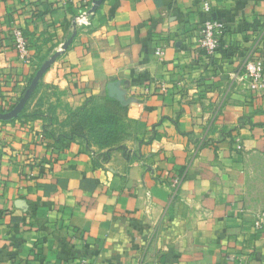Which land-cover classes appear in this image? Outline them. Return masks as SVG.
Here are the masks:
<instances>
[{
    "label": "crops",
    "instance_id": "1",
    "mask_svg": "<svg viewBox=\"0 0 264 264\" xmlns=\"http://www.w3.org/2000/svg\"><path fill=\"white\" fill-rule=\"evenodd\" d=\"M97 1L0 0V107L58 53L26 116L0 121V264H264V85L255 96L244 74L264 58V0H206L224 27L212 57L204 0ZM110 92L131 140L44 144L47 115L67 131L70 111Z\"/></svg>",
    "mask_w": 264,
    "mask_h": 264
},
{
    "label": "trees",
    "instance_id": "2",
    "mask_svg": "<svg viewBox=\"0 0 264 264\" xmlns=\"http://www.w3.org/2000/svg\"><path fill=\"white\" fill-rule=\"evenodd\" d=\"M40 65L41 63L37 64L33 74L28 78L26 86ZM93 103L99 104L96 106ZM25 106L17 118L26 116L24 113ZM118 109L124 112L123 119L128 120L126 118V106L115 96L106 93L104 96L90 97L82 106L70 111L65 124L68 130L57 133L48 128L54 124V117L52 115H47V121L43 128L44 144L48 145L52 150H60L64 148L67 143L75 140H85L88 146H90L93 141L95 144L99 143L111 146L114 144L113 142L116 139L115 135L121 127L116 124L118 120ZM0 111L4 112L7 110L0 107ZM37 115L39 114L34 112L30 116L34 117ZM202 144L203 143L200 145Z\"/></svg>",
    "mask_w": 264,
    "mask_h": 264
},
{
    "label": "built area",
    "instance_id": "3",
    "mask_svg": "<svg viewBox=\"0 0 264 264\" xmlns=\"http://www.w3.org/2000/svg\"><path fill=\"white\" fill-rule=\"evenodd\" d=\"M203 20L199 30V48L205 57H212L218 49L220 42V34L223 30V24L211 16V6L206 0L199 5ZM93 15L91 7L85 8L78 13L73 19V26L78 29L87 28L90 25V19ZM13 46L17 55L23 61L30 60L28 46L20 32L13 34ZM264 64L260 58H250L244 64V74L247 76L250 88L253 89L254 95L259 94V87L264 85L263 78ZM164 89V88H163ZM180 184V177L174 176L170 180L169 186L172 194L177 190ZM262 215L259 214L254 220V227L260 228L263 223ZM77 264H90L85 260L79 261Z\"/></svg>",
    "mask_w": 264,
    "mask_h": 264
},
{
    "label": "water",
    "instance_id": "4",
    "mask_svg": "<svg viewBox=\"0 0 264 264\" xmlns=\"http://www.w3.org/2000/svg\"><path fill=\"white\" fill-rule=\"evenodd\" d=\"M100 1L101 0H98L97 4H99ZM67 44L68 43L64 44L62 49L66 48ZM57 55H58V53L52 54L47 60H45L37 68V70L35 71L33 77L31 78L30 82L28 83V85L24 89L22 95L19 97L17 102L12 106V108H10L9 110L4 111V112L0 111V121H10V120H13V119L17 118L20 115V113L23 110L25 104L29 100L32 92L36 88V85H37L39 79L42 77L44 72L49 68V66L54 61V59L56 58ZM108 94L114 96L111 92L108 93Z\"/></svg>",
    "mask_w": 264,
    "mask_h": 264
},
{
    "label": "rangeland",
    "instance_id": "5",
    "mask_svg": "<svg viewBox=\"0 0 264 264\" xmlns=\"http://www.w3.org/2000/svg\"><path fill=\"white\" fill-rule=\"evenodd\" d=\"M261 60L264 64V58H261ZM263 78H264V71H263ZM93 104H95L97 106L99 103H93ZM117 113H118V117H117L118 120H117L116 124L120 125L121 127L119 128L118 133L115 135L116 139L113 142L114 144L111 146L110 145L108 146L106 144H99V143L95 144V142L93 141L90 146L97 147L98 149L116 148L120 145L125 144L126 141L131 140L132 132L134 130L133 123L129 120L123 119L124 112L121 109H118ZM83 141H85V140H83ZM251 201H256V200H251ZM260 201H264V200H260Z\"/></svg>",
    "mask_w": 264,
    "mask_h": 264
}]
</instances>
